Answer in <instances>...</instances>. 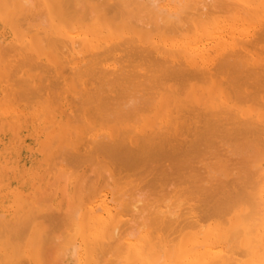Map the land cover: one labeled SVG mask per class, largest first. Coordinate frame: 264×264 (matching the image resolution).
<instances>
[{
  "label": "bare ground",
  "instance_id": "obj_1",
  "mask_svg": "<svg viewBox=\"0 0 264 264\" xmlns=\"http://www.w3.org/2000/svg\"><path fill=\"white\" fill-rule=\"evenodd\" d=\"M263 43L264 0H0V264H264Z\"/></svg>",
  "mask_w": 264,
  "mask_h": 264
},
{
  "label": "rangeland",
  "instance_id": "obj_2",
  "mask_svg": "<svg viewBox=\"0 0 264 264\" xmlns=\"http://www.w3.org/2000/svg\"><path fill=\"white\" fill-rule=\"evenodd\" d=\"M263 44H264V43H263ZM196 113H197V112H196ZM193 115H195V113H194V112H193ZM196 115H198V114H196ZM198 116H199V115H198ZM222 147H223V148H225V147H226V149H228V148H227V144L223 145ZM226 149H224V150H226ZM50 181H51V179H50Z\"/></svg>",
  "mask_w": 264,
  "mask_h": 264
}]
</instances>
